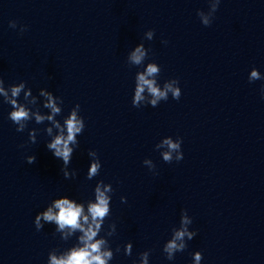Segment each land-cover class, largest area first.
I'll return each instance as SVG.
<instances>
[{"label": "water", "instance_id": "water-1", "mask_svg": "<svg viewBox=\"0 0 264 264\" xmlns=\"http://www.w3.org/2000/svg\"><path fill=\"white\" fill-rule=\"evenodd\" d=\"M197 9L207 11V0H0V77L62 96L64 114L79 103L86 122L71 161L78 175L65 179L43 131L29 143L0 104V264H46L51 248L66 245L50 224L36 231V212L58 195L88 199L100 179L115 189L108 222L117 224L111 241L121 252L112 264H132L146 249L150 264H191L197 250L202 264H264V82L247 79L253 66L264 72V0H222L207 27ZM148 29L149 59L161 81L180 80L182 96L134 108L136 68L126 55ZM169 135L183 138L180 162L154 150ZM89 149L102 161L93 180L85 178ZM182 209L198 235L170 262L162 246ZM129 240L132 257L123 254Z\"/></svg>", "mask_w": 264, "mask_h": 264}, {"label": "clouds", "instance_id": "clouds-1", "mask_svg": "<svg viewBox=\"0 0 264 264\" xmlns=\"http://www.w3.org/2000/svg\"><path fill=\"white\" fill-rule=\"evenodd\" d=\"M208 10L197 9L201 24L210 26L222 0H207ZM9 27L18 30L19 34L27 31L28 26L16 20L8 22ZM154 29H148L138 44L130 48L126 55L129 68H136L134 87L132 88L131 104L134 108L158 107L161 102L179 101L182 88L178 78H168L161 81V66L154 59H149L151 48L144 41H152ZM167 44V40H162ZM248 82H264V72L253 66L248 72ZM259 96L264 100V83L259 88ZM0 104L8 105L7 119L15 125L17 132L28 130V142L37 143L38 134L43 131L47 140L46 148L53 157L60 160V171L65 179H75L78 171L71 167L74 152L80 148L79 137L86 127L85 117L81 115V105L75 104L67 114H64V100L48 88H40L36 94L27 82L6 83L0 77ZM57 117H60L59 119ZM30 122L44 125L43 129L29 128ZM183 138L171 135L162 137L154 146L165 163L180 162L184 158L182 150ZM89 164L85 178L93 180L100 174L102 161L94 149L87 151ZM35 154L26 155V163L33 164ZM142 164L153 175H157V166L151 158H145ZM115 189L111 183L103 179L97 180L92 195L84 200L75 196L62 194L51 198L47 204L36 212L33 220L37 232L46 224L53 226V235L63 242V247L51 248L47 253L46 264H112L121 247H112L111 238L117 233V224L108 222L112 214V198ZM121 203H127V197H120ZM107 222V223H106ZM193 218L187 209L180 212L178 225L171 228L170 237L165 240L162 252L165 259L172 262L177 253L188 248V242L198 235V230L192 228ZM123 254L133 255L131 240L123 245ZM151 249L138 252L132 259V264H150ZM191 264H202L203 253L199 250L190 253Z\"/></svg>", "mask_w": 264, "mask_h": 264}]
</instances>
